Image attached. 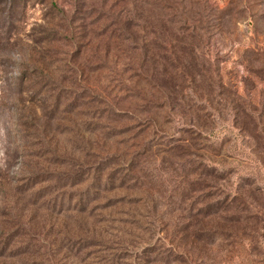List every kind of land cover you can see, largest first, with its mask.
I'll use <instances>...</instances> for the list:
<instances>
[{
  "label": "rangeland",
  "instance_id": "1",
  "mask_svg": "<svg viewBox=\"0 0 264 264\" xmlns=\"http://www.w3.org/2000/svg\"><path fill=\"white\" fill-rule=\"evenodd\" d=\"M157 1L152 30L189 37L143 43L185 77L148 86L141 0H0V264H264L260 196L233 200L239 176L264 189V0ZM177 83L196 94L173 103ZM200 149L226 188L191 176L203 159L175 167ZM204 211L219 227L189 229Z\"/></svg>",
  "mask_w": 264,
  "mask_h": 264
},
{
  "label": "trees",
  "instance_id": "2",
  "mask_svg": "<svg viewBox=\"0 0 264 264\" xmlns=\"http://www.w3.org/2000/svg\"><path fill=\"white\" fill-rule=\"evenodd\" d=\"M157 2V4L161 5V2L157 1V0H152L153 2ZM142 4L141 5H137L136 9H137V20L139 23H143V25L141 26L140 24L136 23V20L134 22V24L136 23L135 26H137V28H141L142 31H139V34H141L140 36H138L137 41H140L141 43H136V48L137 50L140 49V55L141 57L139 58V61L142 62V65L145 63L147 64L146 69L141 72V70L139 69L138 74L136 75L135 79H143L146 81V85L151 86L152 82L154 81V78L156 77H163V79L165 78H171V79H178V78H184L185 74L180 73L179 70L177 69L176 73H171L170 71H168V68L166 65H163L162 62L159 63V59H157V57L154 55V53H150V51L146 48L147 46L144 45L143 41L149 40L150 37H152L154 34L159 35V37L163 36H170L173 38H178V37H189V33H188V29H183V27L185 26L182 25L183 20L182 19H172V16H166L165 15V24L167 25V29L163 30V32H155L154 30H152V28L150 27V23L148 21V17H147V11L146 9L148 7L151 6V0H141ZM154 4V3H153ZM136 18V15H135ZM186 20H191V18H187ZM149 23V24H148ZM190 26V25H189ZM196 32V29L193 30V33ZM144 38V39H143ZM142 47V48H141ZM161 65V67L159 66ZM142 74H144V77L142 76ZM153 79V80H152ZM176 86H174V93L177 94L175 100L173 103H177L178 101L184 102V98H189L190 94H196V88L194 87H189L185 84L180 85V83L175 84ZM180 91V94L178 91ZM191 99V98H189ZM163 108H166V105H163ZM145 112V111H144ZM197 117L195 119H190V127L193 129L194 133H198V137H200V139H202V141L205 142H209L210 138H214L217 135V131L215 129H210V127L207 125L206 121L203 119V117H201L200 115H196ZM204 120V122L202 121ZM139 123V121H138ZM155 123V128L148 134V135H152L153 137H161V138H169L172 139L173 138V133L171 132V129H161L160 127H158V123L156 122V119L153 118H149L146 119L144 124H147L148 128L150 129L152 124L154 125ZM151 130V129H150ZM179 141L181 142V140L179 139ZM164 142V141H162ZM184 143V141H183ZM181 143V145L183 144ZM189 144V143H187ZM173 145V143L171 144ZM171 145H167L163 148H167L163 151V159L165 157L170 158V152L172 151V146ZM158 146H163V145H157ZM185 146V145H184ZM212 147H208V149H211ZM206 149V147H205ZM194 152V151H193ZM149 153V152H148ZM145 154H147V152H145ZM215 157V156H214ZM214 157H206L201 149L198 151H195L194 154L192 153H188L185 157L184 160H191L190 163L188 164L189 166H191V163L194 165L192 168L196 167L195 166V162L193 161L194 159H203L205 160L204 162L209 163L210 166H204L203 168H209L206 171H202V169H200L201 167H196L194 168V170H192L191 176L198 178V180L202 179L204 177L205 180H210L211 183L213 184L211 187H224L226 188L227 186L224 185L225 181H228L230 175H226L225 170H221L219 171L218 168L214 167V165L216 166H220V164L222 165V162H217L215 161ZM231 158V157H230ZM167 161H163L162 163V169L165 165ZM185 165H180L178 164L177 167L178 169L182 170L184 167H186L187 165V161L185 162ZM197 163V162H196ZM211 165H213L211 167ZM161 169V170H162ZM188 175V173L186 174V176ZM182 178V176L177 175V178ZM245 180H247V182H245ZM257 194L260 196V198H256L255 202H256V207L257 208H262L264 210V205L260 204L261 199L264 198V189H262L261 187L258 186V184L254 181V180H250L247 177H238V181L236 184V189H235V193H234V201H238L239 199L242 198H246L247 196L249 197H253V196H257ZM237 199V200H236ZM231 199H228V201H230ZM228 208V207H227ZM230 209L228 208L226 210V212H229ZM216 214L215 212H211V211H204V212H200L197 214L196 217L193 216L188 218L189 220L192 219V223L188 226L189 229H193L198 233H206L211 229H215L219 227V220L217 219V217H215ZM210 232V231H209ZM184 237H182L181 240H183ZM200 240V239H198ZM197 240V241H198ZM194 245L196 244L195 241L192 242Z\"/></svg>",
  "mask_w": 264,
  "mask_h": 264
}]
</instances>
